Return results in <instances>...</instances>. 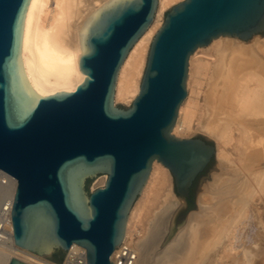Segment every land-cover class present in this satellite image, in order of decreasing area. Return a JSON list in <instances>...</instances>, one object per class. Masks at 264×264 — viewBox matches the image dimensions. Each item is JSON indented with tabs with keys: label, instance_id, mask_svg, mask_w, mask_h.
<instances>
[{
	"label": "water",
	"instance_id": "95a60500",
	"mask_svg": "<svg viewBox=\"0 0 264 264\" xmlns=\"http://www.w3.org/2000/svg\"><path fill=\"white\" fill-rule=\"evenodd\" d=\"M29 4L0 0V171L18 181L11 210L15 245L54 261V253L78 244L86 248L87 264H113L157 160L172 174L173 194L165 192L163 205L147 220L146 235L133 243V264H197L251 184L237 166L217 163V146L208 137L173 133L188 96L190 58L219 37L248 41L262 35L264 0L169 5L130 107L116 103L118 75L153 23L159 0H121L100 8L85 32L84 81L73 91L47 96L32 90L24 72ZM210 164L190 207L191 188ZM101 174L105 183L89 191ZM8 264L30 263L13 256Z\"/></svg>",
	"mask_w": 264,
	"mask_h": 264
},
{
	"label": "bare ground",
	"instance_id": "6f19581e",
	"mask_svg": "<svg viewBox=\"0 0 264 264\" xmlns=\"http://www.w3.org/2000/svg\"><path fill=\"white\" fill-rule=\"evenodd\" d=\"M118 1L121 0H30L23 22L22 58L24 72L31 82L32 90H37V95L47 96L61 91H73L84 81L85 74L80 69V58L85 53V32L88 30V21H93V15H98V10L103 6ZM173 1L176 0H159L153 23L135 43L122 64L116 84V101L134 100L139 93L140 76L149 52L151 38L161 25L165 7ZM259 49L254 45L240 44L233 39L220 38L214 39L209 46L198 48L190 58V85L192 81L200 84L201 76L208 72L213 74L209 88L207 92L205 91L212 122L201 123L199 120L196 123L197 111L204 110L199 106L196 95H193L197 93L196 89H193L192 93L189 91V97L180 107L173 131L184 136L197 131L217 136L221 142L218 146L219 161L224 167H234L235 164L234 160L230 159L232 152L226 150L224 145L232 144L235 154L237 153L242 159L248 156L246 152L250 136L247 128H240L241 123L244 122H240V116L251 117L252 124L257 125L254 129L259 127L264 131V48L263 51ZM200 53L214 55L217 61L210 67L209 60L198 55ZM215 114L218 115L214 117L216 122L212 119ZM234 130L239 131H237L239 137L232 134ZM263 140L264 136H261L260 142ZM260 149L262 148L259 146L257 150ZM260 151L262 152L263 149ZM242 159L240 158L238 163H241ZM258 172L257 193H263L264 196V170ZM106 179L107 175L101 179V182L105 183ZM165 192L173 194L171 175L166 166L155 160L141 196L130 212L125 241L130 240L134 243L146 235L147 220L154 217L153 212L159 208V205H163ZM243 198L238 201L241 202L240 204L237 203L241 205L238 214L231 216L232 218L225 222L197 264H213L208 260V256L220 250L222 238L231 236L237 226L233 223H239V218H249L250 205L248 204L244 209L249 198L246 197L247 200ZM233 239L239 238L234 235ZM228 245L231 248L236 247L234 242ZM249 253L247 250L244 251L248 264H250ZM13 256L20 257L30 264H49L47 259L23 250L15 243L0 244V264H8Z\"/></svg>",
	"mask_w": 264,
	"mask_h": 264
},
{
	"label": "rangeland",
	"instance_id": "374dc122",
	"mask_svg": "<svg viewBox=\"0 0 264 264\" xmlns=\"http://www.w3.org/2000/svg\"><path fill=\"white\" fill-rule=\"evenodd\" d=\"M181 1H183V0H176V1H173L172 3H170L169 5H174V4H177V3L181 2ZM169 5H167L165 7V9ZM165 9L163 11V15H162V18H161V24H162V22L165 19ZM220 38H224V40L233 39V40H236L240 44H245L246 46L254 45L258 49L262 47L261 49H259L260 51H263V48H264V44H263L264 43V33L262 35L254 37L253 39L248 40V41H243V40H240V39H238L236 37H230V36H223V37H219L217 39H220ZM258 43H259V45H258ZM260 43H261V45H260ZM255 44L258 45V46H256ZM148 53H147V56H146L145 65H144L143 71H142L141 76H140V83H141V80H142V77H143V74H144V71H145L146 62H147V58H148ZM198 55H200V56L202 55L205 58V60H209L208 62H210V67L213 65L214 62L217 61V58L214 55H204L202 53H200ZM212 76H213V74H211V72H208L207 74L201 76V81H200L201 83L200 84L199 83L196 84V82L192 81V84L190 85V83H191L190 79L191 78H190V64H189V74H188V80H187V88H188V96H187V98L189 97L190 93H192L191 90H193V89L195 90L196 89L197 93L195 91L196 94H193V95H196V97H197V99L199 101V106L202 107L203 110H204V111H202V110H198L197 111V115L198 116H196V119H197L196 123L199 120L201 121V123H208L209 121L212 122V120L210 119V115H212L211 112H210L211 110L210 111L208 110L209 104L207 103V101L205 99L206 98V94H207V93H205V91L207 92V90L209 88V82L212 79ZM193 86H194V88H193ZM189 91H190V93H189ZM133 101L134 100H130L129 101V100H124V99H119V100L116 101V103L118 105H124L126 107H130L132 105ZM188 106H189V104H188ZM187 108L188 107L186 105V109ZM224 114H226V113H224ZM226 115H228V113ZM215 116L217 117L218 115L215 114V115L212 116L213 118L211 117L213 119V121L216 120V119H214ZM239 118L241 119V121L239 120L240 122L244 121L243 123H241L240 128H247L248 129V134L250 136V138H249L250 140H249V143H248V146H249L248 148L249 149L247 148V152H246V154L248 156H246V154H245L247 160H246L245 157H244L245 159H242V157H240L237 153L235 154V151H234V149L232 147V144H229L227 146L224 145V148L226 150L229 149L230 153L232 152L230 159L234 160V162H235L234 167L235 166H237V168L240 167L239 169H241L240 170L241 173L244 175V177L251 184L250 187L248 188L247 192H246V195H245L250 200L248 198H247L248 199L247 200L245 196L243 198V199L247 200L246 201L247 204L245 206L243 205L244 209H245V207L247 208L248 204H249L250 207H248V208H250L249 209L250 213L248 214L249 218H245V219L244 218L243 219L239 218V223L241 222V224H239L238 222L233 223V225H237V226H235L234 230L232 231L233 233L231 234V236H227L225 238H222L223 243L221 244L222 247L220 248V250H218L217 252L215 251L216 253L213 252L212 255L208 256V260L210 261V263L212 262L213 264H215V263L216 264H248V263H246L247 262V258H246V256H244V251L245 250L250 252L249 253V255H250V259H249L250 264H264V196L262 195L263 193H261V194H260V192L257 193V187H258L257 186V182H258L257 174L259 173L258 172L259 170L260 171L264 170V156H263L264 155V140H263V142H260L261 136H264V131L262 129H260L259 127L254 129L255 127H257V125L252 124V122L250 120L251 117H247L246 118L245 116H240ZM244 119H246V120H244ZM222 121H221V123H222ZM237 131L238 130H234V132L232 134L234 136L236 135V137H239V135H238L239 131L238 132ZM173 133H174V131H173ZM195 133H198V134H201L203 136L208 137L209 139H211L216 144V146H217V156H216L215 160L217 161V163L219 165L223 166L222 164H220V161H219L220 158H219V154H218L219 153L218 146H219V144H221V142L217 138V136L210 135L209 133H207V132L205 133L204 131H197V132L185 135V136L184 135H179V134H176V133H174V134H176L177 136H181V137H191ZM233 142H235V140ZM259 146L263 149L262 152L260 151L262 149L259 150L260 152L257 150V148H259ZM261 153H263V155ZM240 158L242 159V162L238 163ZM248 159H249V161L250 160L251 161L249 162ZM242 163H244V164H248L249 163V164L246 166V165H244ZM250 163H251V165H250ZM241 164L244 166V168L248 167V169L247 168L244 169ZM169 172H170V170H169ZM170 175H171V185H172L173 177H172L171 173H170ZM105 176H106V174H101V175H99L97 177H94V181L90 185L89 191L93 190L98 185L104 184V183L101 182V179L103 177H105ZM254 189H255V192L253 191ZM251 197L253 198V201H252ZM139 198H138V200H139ZM237 206H238L237 209H235L234 211H232V212H230L228 214L227 221L229 219H231L234 215L238 214V212L241 209V205H237ZM256 209H258L259 211L256 210ZM130 215H131V213H130ZM233 234L238 236L239 239H233V236H234ZM230 242H234L236 247L235 248H231V246L228 245V244H230Z\"/></svg>",
	"mask_w": 264,
	"mask_h": 264
},
{
	"label": "built area",
	"instance_id": "2783aa9c",
	"mask_svg": "<svg viewBox=\"0 0 264 264\" xmlns=\"http://www.w3.org/2000/svg\"><path fill=\"white\" fill-rule=\"evenodd\" d=\"M17 179L5 171H0V244H13L14 234L11 210L17 189ZM137 250L133 242L123 241L111 256L113 264H133ZM49 264H58L48 260ZM61 264H87L86 248L73 244L65 253Z\"/></svg>",
	"mask_w": 264,
	"mask_h": 264
},
{
	"label": "flooded vegetation",
	"instance_id": "af4514ba",
	"mask_svg": "<svg viewBox=\"0 0 264 264\" xmlns=\"http://www.w3.org/2000/svg\"><path fill=\"white\" fill-rule=\"evenodd\" d=\"M211 165H212V164H210V165L208 166V168L204 171V173H202V174L196 179V181L194 182V184H193V186H192V188H191V194H192V192H193V194H192V198H191L190 200H188L189 205H190V201L193 200V199H195V185H196V183L198 182V180L200 179V177H201L202 175H204V174L207 173V171L209 170V168L211 167ZM60 253H61L60 251H59V252H56V253H54V255H53L52 257L59 256ZM152 255H153V253H152ZM150 257H151V256H150ZM150 257H149V258H150Z\"/></svg>",
	"mask_w": 264,
	"mask_h": 264
},
{
	"label": "trees",
	"instance_id": "16d2710c",
	"mask_svg": "<svg viewBox=\"0 0 264 264\" xmlns=\"http://www.w3.org/2000/svg\"><path fill=\"white\" fill-rule=\"evenodd\" d=\"M193 194V192H192ZM194 204V199L190 201V207H192ZM65 256V252H61L59 256H56V257H52V260L54 261H61Z\"/></svg>",
	"mask_w": 264,
	"mask_h": 264
}]
</instances>
